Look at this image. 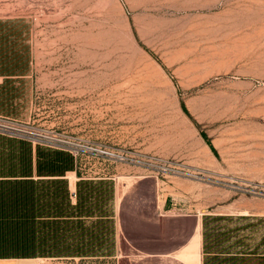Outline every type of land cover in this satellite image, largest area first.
<instances>
[{
  "label": "rangeland",
  "instance_id": "rangeland-1",
  "mask_svg": "<svg viewBox=\"0 0 264 264\" xmlns=\"http://www.w3.org/2000/svg\"><path fill=\"white\" fill-rule=\"evenodd\" d=\"M12 16L31 20L38 123L129 156L90 161L121 183L223 203L264 251V0H0Z\"/></svg>",
  "mask_w": 264,
  "mask_h": 264
},
{
  "label": "crops",
  "instance_id": "crops-1",
  "mask_svg": "<svg viewBox=\"0 0 264 264\" xmlns=\"http://www.w3.org/2000/svg\"><path fill=\"white\" fill-rule=\"evenodd\" d=\"M35 44L30 17H0L2 116L37 121ZM90 164L70 149L0 134V264L264 260L260 246L244 248L223 228V203L209 211L196 192L169 199L166 183H121Z\"/></svg>",
  "mask_w": 264,
  "mask_h": 264
},
{
  "label": "built area",
  "instance_id": "built-area-1",
  "mask_svg": "<svg viewBox=\"0 0 264 264\" xmlns=\"http://www.w3.org/2000/svg\"><path fill=\"white\" fill-rule=\"evenodd\" d=\"M0 134L70 149L76 155H84L87 161L101 164L105 161H116L118 157L122 161L129 159V156L118 155L112 146L88 143L83 138L59 133L52 128L48 129L47 124L38 123L35 118L22 121L0 115ZM134 163L147 167L145 159L136 160Z\"/></svg>",
  "mask_w": 264,
  "mask_h": 264
}]
</instances>
